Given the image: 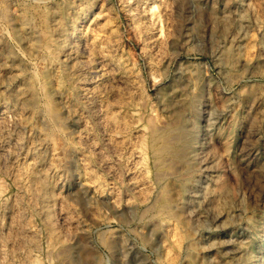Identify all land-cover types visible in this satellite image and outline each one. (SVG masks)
I'll return each mask as SVG.
<instances>
[{"label": "rangeland", "instance_id": "obj_1", "mask_svg": "<svg viewBox=\"0 0 264 264\" xmlns=\"http://www.w3.org/2000/svg\"><path fill=\"white\" fill-rule=\"evenodd\" d=\"M0 94V264H264V0H0Z\"/></svg>", "mask_w": 264, "mask_h": 264}, {"label": "bare ground", "instance_id": "obj_2", "mask_svg": "<svg viewBox=\"0 0 264 264\" xmlns=\"http://www.w3.org/2000/svg\"><path fill=\"white\" fill-rule=\"evenodd\" d=\"M4 64V63H3ZM5 66V65H4ZM8 75V74H7ZM6 76V75H5ZM25 92V91H24ZM23 92V93H24ZM1 95V94H0ZM28 95V94H27ZM19 97H21V96H19ZM32 102V101H31ZM20 105V104H19ZM6 111V110H5ZM10 120V119H9ZM30 121V120H29ZM40 122V121H39ZM4 125V124H3ZM41 125V124H40ZM6 127V126H5ZM30 127V126H29ZM23 129V128H22ZM5 132V131H4ZM8 133V132H7ZM27 136V135H26ZM38 139V138H37ZM31 140V139H30ZM30 144V143H29ZM32 146V145H31ZM3 147H5V146H3ZM6 149V148H5ZM4 151V150H3ZM50 153V152H49ZM5 159V158H4ZM31 161V160H30ZM7 163V162H6ZM3 164V163H2ZM10 170V169H9ZM41 170V169H40ZM8 171V170H7ZM47 172V171H46ZM14 176V175H13ZM41 179V178H40ZM42 180V179H41ZM22 188V187H21ZM40 190V189H39ZM34 193V192H33ZM23 194V193H22ZM22 199V198H21ZM21 201V200H20ZM26 202V201H25ZM27 204V203H26ZM41 205V204H40ZM13 206H15V205H13ZM35 206V205H34ZM37 207V206H36ZM16 208H18V207H16ZM11 209V208H10ZM19 212V211H18ZM14 214H15V212H14ZM13 215V214H12ZM18 216V215H17ZM32 219V218H31ZM16 221V220H15ZM24 221V220H23ZM32 221V220H31ZM27 227V226H26ZM13 229V228H12ZM11 230V229H10ZM19 230V229H18ZM17 232V231H16ZM28 232V231H27ZM34 234V233H33ZM5 235V234H4ZM11 235V234H10ZM31 235V234H30ZM6 236V235H5ZM36 236V235H35ZM24 237V236H23ZM34 238V237H33ZM30 240H32V239H30ZM8 241V240H7ZM13 243V242H12ZM19 245V244H18ZM25 245V244H24ZM23 248V247H22ZM27 249V248H26ZM30 253V252H29Z\"/></svg>", "mask_w": 264, "mask_h": 264}]
</instances>
